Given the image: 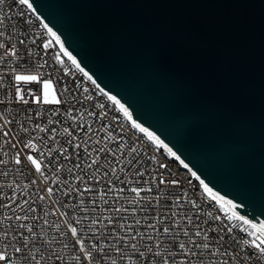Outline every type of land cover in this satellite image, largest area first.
I'll list each match as a JSON object with an SVG mask.
<instances>
[{
	"label": "built area",
	"instance_id": "2783aa9c",
	"mask_svg": "<svg viewBox=\"0 0 264 264\" xmlns=\"http://www.w3.org/2000/svg\"><path fill=\"white\" fill-rule=\"evenodd\" d=\"M22 223L37 233L33 260ZM256 245L257 228L134 126L27 1L0 2V252L15 264H264Z\"/></svg>",
	"mask_w": 264,
	"mask_h": 264
},
{
	"label": "water",
	"instance_id": "95a60500",
	"mask_svg": "<svg viewBox=\"0 0 264 264\" xmlns=\"http://www.w3.org/2000/svg\"><path fill=\"white\" fill-rule=\"evenodd\" d=\"M205 194L264 231V0H26Z\"/></svg>",
	"mask_w": 264,
	"mask_h": 264
},
{
	"label": "snow or ice",
	"instance_id": "6c2138e0",
	"mask_svg": "<svg viewBox=\"0 0 264 264\" xmlns=\"http://www.w3.org/2000/svg\"><path fill=\"white\" fill-rule=\"evenodd\" d=\"M0 2H2V0H0ZM20 3L21 4H24L26 3V0H20ZM29 7H31V5H29ZM21 43H23V41H21ZM13 55H15V52H13ZM37 77L35 76H23V75H16L15 76V80L16 81H24V82H27V81H34L36 80ZM48 85L45 84V87H47ZM17 93L19 94V89H17ZM20 99L22 101H24L25 103H27L26 100H24V97L23 96H20ZM27 159L29 161H31L33 164H36V161L33 160L32 156H28ZM16 163L19 164L20 163V160L17 159L16 160ZM37 171H39V166H37ZM133 191H135V189H133ZM26 218V217H25ZM17 220H20L21 217L17 216L16 217ZM19 228L21 229H26V231L30 234V235H23V233H20V235L22 236V240H23V250H26L30 253H32L31 255V259H35V255H34V252H39L40 249L39 248H30L29 245L30 243H33V241L35 240L36 236H37V233L34 232L31 228V226H27L25 224H19L18 225ZM165 233L168 232V229H164ZM71 234L73 237H76L77 236V230L75 227L71 228ZM200 233L197 232L196 235H199ZM185 236L188 235L187 232L184 233ZM13 240H16L17 237L14 236L12 238ZM48 243H52V241H48ZM77 243L80 244V251L84 253V256L86 259H88L89 261L91 260V252L90 251H87L85 248H84V245L83 243L80 241V240H77ZM34 244V243H33ZM65 247H67V245H65ZM96 245L93 244L92 245V248L96 249ZM133 248H135V245H132ZM179 247L182 249V250H185V245L183 243H181L179 245ZM204 247H208L207 245H205ZM256 247L259 249L260 253L261 254H264V247H261L260 245H256ZM12 248L14 250L13 254L15 253H21L22 252V247L20 246H16L15 244L12 245ZM97 250H100V249H97ZM55 251V249H54ZM142 255V253H141ZM43 258V257H41ZM59 258V257H58ZM249 259H251V257H249ZM0 264H15V261L13 260L12 258V255H10L6 250L4 252H0ZM37 264H39V261H37Z\"/></svg>",
	"mask_w": 264,
	"mask_h": 264
},
{
	"label": "bare ground",
	"instance_id": "6f19581e",
	"mask_svg": "<svg viewBox=\"0 0 264 264\" xmlns=\"http://www.w3.org/2000/svg\"><path fill=\"white\" fill-rule=\"evenodd\" d=\"M257 231H258L259 234H261L264 237V231L262 229H258L257 228Z\"/></svg>",
	"mask_w": 264,
	"mask_h": 264
}]
</instances>
